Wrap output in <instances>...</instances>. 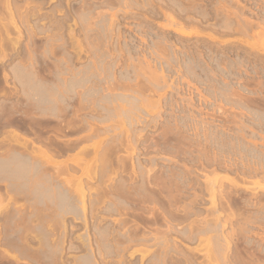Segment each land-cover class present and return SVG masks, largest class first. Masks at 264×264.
I'll return each instance as SVG.
<instances>
[{
    "label": "rangeland",
    "instance_id": "obj_1",
    "mask_svg": "<svg viewBox=\"0 0 264 264\" xmlns=\"http://www.w3.org/2000/svg\"><path fill=\"white\" fill-rule=\"evenodd\" d=\"M1 44L9 57L0 53V105L16 101L38 112L41 96L26 95L24 70L59 82L64 91L73 77L70 65L78 79L95 63L100 90L112 84L103 73L112 68L130 88L116 92L112 103L128 104H117L116 112L100 106V97L83 95V88L82 95L57 96L80 110L68 118L81 125L80 133L90 132L89 122L110 128L77 141L66 162L47 166L50 172L69 166L56 183L70 182L72 196L87 191L88 215L59 205V192L22 183L18 195L1 182L0 257L19 253L7 244L20 232L35 249L43 233L49 253L46 245L58 235L50 244H64L65 264L90 254L96 264H264V0H0ZM96 141L105 144L99 150L107 149L105 160ZM87 145L93 149L76 158ZM31 214L43 215L47 225L38 226L36 218L34 226L48 230L35 231L38 244L23 225L37 216ZM25 259L19 261L28 264Z\"/></svg>",
    "mask_w": 264,
    "mask_h": 264
},
{
    "label": "bare ground",
    "instance_id": "obj_2",
    "mask_svg": "<svg viewBox=\"0 0 264 264\" xmlns=\"http://www.w3.org/2000/svg\"><path fill=\"white\" fill-rule=\"evenodd\" d=\"M187 32H182V34L183 35H185ZM9 34V33H8ZM8 39V38H7ZM4 40V39H3ZM9 40H11V39H9ZM4 42V41H3ZM5 43H6V40H5ZM17 43V42H16ZM16 43H14V41L12 40V42L10 41V44H12V48H15L14 46H15V44ZM8 44V43H7ZM7 44H5L6 46H7ZM18 44V43H17ZM16 44V45H17ZM5 45H3V44H1L0 45V53H1V55H3V57L5 58L6 56H8L9 57V53H7L8 51H7V48H6V46ZM5 46V47H4ZM8 47V46H7ZM5 48V49H4ZM14 50V49H13ZM7 51V52H6ZM70 68H69V70H70V72L71 73H73V74H71L73 77L68 81V80H65L64 81V79L62 78V80L64 81V86H65V90L63 91L61 88H62V85L59 83V82H52V83H49V82H46V81H44L42 78H40L39 77V74L38 73H36V72H31V71H25L24 70V72H22V73H24V74H22L21 73V71H23V70H21L20 71V68H15V69H17V70H15V73L16 72H20L21 74L20 75H22V76H24L22 79V81H21V83L24 85V87H26V89H28V90H25V92H26V95H34V94H36V95H39V96H41V100H40V102H41V104H37L38 102L36 101V104L38 105V106H36L35 108H36V110L38 111V112H36V113H38V116H35L36 115V113L34 112L35 110H30L29 108H27V106L24 108L23 107V110L21 109V107H20V104H18V103H16V101H15V103L13 102V101H11L10 103L8 102H4V103H2L1 105H0V130H4V128H5V130L3 131V133L6 131V130H8V129H6L8 126H9V128L11 129V128H14V124H16V122L17 123H21L22 125L23 124H25V125H28V126H30V127H44V128H51L52 127V123L53 122H51V127H50V120L49 119H51V120H53V121H56L57 122V125H53V127H52V129L54 128V126H55V128L53 129V130H55L56 128H57V130L59 131V132H63V129L67 126L68 128H70L71 126H72V128L74 127L75 128V126L77 127V128H79V126L78 125H75V121H74V125L72 124V118H73V116H78V113L80 112V110H78L77 111V109L75 110V107L73 106V104H71L70 105V102H72V101H70V99L68 98H65L64 100H58V99H56V98H58L60 95H61V98H62V96H68V97H71V96H73V94H77V92H76V90H79L78 91V93L80 94V95H82V93L83 92H81L80 91V89H78V88H83V91H84V93H83V95H85V96H88V97H91V98H94L95 100H96V97L98 98V97H100L101 98V100L100 101H97V103L98 102H101L102 104H100V106L102 105V106H104V105H111V106H113V111L114 112H116V110H117V108H116V105L119 103H117V101H116V105L115 104H113V103H115V102H113L112 103V101H113V99L117 96L116 95V92L117 91H119L120 89L121 90H125L126 91V89H128V88H130V83L127 81V78H126V76H124L123 78H121V80L120 81H118L117 80V78L115 77V72H113L112 71V69H104L103 70V73H105V75H106V77H104L106 80H110V78H111V81L113 80V82H112V84L110 83V86H108V88H107V90L106 89H99L100 88V85H99V80H98V77L99 76H102V75H100L99 74V70H101V69H99V70H97V68H96V64L94 63L93 64V66H92V68H88L87 69V67L86 68H84L86 71H85V76L84 77H81V78H76V76H77V74L75 73L76 71L73 69V68H71V65L69 66ZM104 68V67H103ZM108 68V67H107ZM68 70V69H67ZM69 72V71H68ZM82 73L84 72V70L83 71H81ZM98 73V74H97ZM4 74V73H3ZM8 74V73H7ZM3 75L4 76V82H5V84H6V86L8 85V83H9V78H8V75ZM20 75H18V76H20ZM61 75V74H60ZM62 75H63V73H62ZM68 75V74H67ZM70 75V74H69ZM80 75V74H79ZM83 75V74H82ZM81 75V76H82ZM99 75V76H98ZM17 76V75H16ZM21 77V76H20ZM57 77V76H56ZM80 77V76H79ZM13 78H15V77H13ZM16 79V78H15ZM18 79V78H17ZM69 79V78H68ZM18 81H19V79H18ZM104 81V80H103ZM108 82V81H107ZM129 83V84H128ZM22 84H21V86H22ZM38 86H42L43 88H36V87H38ZM23 87V86H22ZM24 89V88H23ZM62 90V91H61ZM82 90V89H81ZM3 92V91H2ZM23 93H24V91H23ZM25 94V93H24ZM1 95V94H0ZM58 96V97H57ZM121 96V95H120ZM124 96V95H123ZM33 97V96H32ZM34 97H36V96H34ZM55 98V99H54ZM89 99V101L91 100L92 102L93 101H95L94 99L92 100V99ZM120 98V97H119ZM126 99V98H125ZM86 100V99H85ZM84 100V101H85ZM117 100V99H116ZM121 100V105H119V107L121 108V107H123V108H125L128 104H127V102H125V103H122V101H124V99H120ZM3 101H4V99H3ZM2 100H1V102H3ZM8 101V100H7ZM29 101H30V99H29ZM33 101V100H32ZM80 102H81V100H79ZM83 101V100H82ZM88 101V102H89ZM115 101V100H114ZM126 101V100H125ZM19 102V101H18ZM39 102V103H40ZM79 102V104H81ZM31 103V102H30ZM34 103V102H33ZM83 103V102H82ZM85 103H87V102H85ZM91 103V102H90ZM94 103V102H93ZM92 103V104H93ZM89 104V103H88ZM91 104V105H92ZM94 104H96V103H94ZM93 104V105H94ZM22 106H23V104H21ZM26 105H27V102H26ZM85 105L86 104H84V107H85ZM98 105V104H97ZM24 106H25V104H24ZM81 106V105H80ZM89 106L90 105H88V107H87V105H86V107H87V109L89 108ZM84 107H83V105H82V109L84 110ZM86 107H85V110H87L86 109ZM118 107V106H117ZM130 107V106H129ZM31 108V107H30ZM33 108H34V106H33ZM104 108H105V106H104ZM112 108V107H111ZM122 108V109H123ZM24 109H26V110H24ZM28 109V110H27ZM105 110V109H104ZM30 111L33 113L34 112V115L32 114V113H30ZM69 112L71 113V115L72 116H66V115H68L69 114ZM62 113H64V114H62ZM68 113V114H67ZM76 114V115H75ZM87 114L88 113H86V114H84V115H86L87 116ZM90 115H92L91 113H89ZM88 114V115H89ZM70 115V114H69ZM80 115V114H79ZM96 115V114H95ZM62 116H66L65 118L64 117H62ZM97 116H101V115H99V113L97 114ZM97 116H93L94 118L95 117H97ZM70 117V119L68 120V118ZM85 117V116H84ZM92 116L90 117L91 119L93 118ZM101 117H103V116H101ZM111 117V116H110ZM97 118H99V117H97ZM83 119H85V118H83ZM103 119V118H102ZM86 120V122L88 123L90 120H88V118H86L85 119ZM88 120V121H87ZM95 120H97V119H95ZM101 120V119H100ZM60 121H61V123H60ZM83 122H84V120H83ZM100 122V121H99ZM85 123V122H84ZM34 124V125H33ZM63 124L65 125V127L63 128ZM89 125H86L85 124V126H87V127H89L88 129H89V133L88 134H86V135H84L83 137L81 136V138H79V140H77L78 141V143H79V141H81V140H88V139H90L91 138V135H93L94 134V132L96 133V136H99L100 135V132H102L101 131V129H100V127L98 126H95V127H93L94 126V124L92 123V125L90 124V122L88 123ZM11 125H13V127H10ZM18 125V124H17ZM70 126V127H69ZM84 125H83V127H84V129H87V127H85ZM114 126V125H113ZM113 126H111V127H113ZM115 127V126H114ZM113 127V131H115V129H118V127L116 128H114ZM124 127V126H123ZM106 128V127H105ZM102 129V130H105V131H107L108 129H110V128H106V129ZM125 128V127H124ZM129 128V127H128ZM18 129V128H17ZM17 129H15V130H17ZM11 131V130H10ZM18 131V130H17ZM17 131H14V130H12V132H9V133H11V134H7L6 135V132L4 133L6 136H4L2 139H1V141H0V183L1 182H5L6 184H8V186H7V191H10V192H16L17 194H18V192H20V190H19V186L20 187H22V183H28L27 185L29 186V189H32V187L33 186H35V188H36V186H40L41 188H46V189H49V190H51L53 193L54 192H59L60 193V195H59V199H57L58 201H59V205H64V204H68L69 206H71L72 207V213H74V214H82V216L83 217H86V214L88 213V206H89V204H87L86 205V202H87V198H86V196H87V191H85L83 188L80 190V192H78L77 194H76V196H75V193H74V196H72V190H71V194H70V182H67L66 180H63L64 181V184H65V182H67V187H69V188H65V185H61L62 183H63V181L61 182L60 180H62V179H60V177L61 176H66V175H69V171H68V167L69 166H64L63 168H60V166H58L57 168L56 167H54L53 166V169H52V171L53 172H50V171H48V169H47V166H50V165H55V164H57V160L55 159L57 156L56 155H54V153L53 152H51L48 148H44L43 146L42 147H37V146H35V145H37L34 141H30V140H28L27 138H24V135H21L20 133H19V131L17 132ZM56 131V130H55ZM124 131H125V133L126 134H128V136H129V134H130V129H127V130H125L124 129ZM124 131H123V133H124ZM58 132V133H59ZM116 132V131H115ZM114 132V133H115ZM1 133V132H0ZM2 133V134H3ZM105 133V132H104ZM103 133V134H104ZM107 133V132H106ZM119 133H121V132H119ZM60 135H62V134H57V138H58V136L60 137ZM118 135V134H117ZM62 137H63V135H62ZM114 138H116V136L114 135ZM100 141V140H99ZM97 142V141H96ZM95 142V143H96ZM76 144H77V142H76ZM75 144V145H76ZM104 144V142H101V143H99V142H97L96 143V145L94 146V148H95V151H96V154L97 155H99L100 154V156L102 157V160H105V156H107L106 154H107V149H106V151H102L101 153H99V150H101L102 149V147L104 148V150H105V144ZM110 144V143H109ZM88 146V147H87ZM87 146H84V147H82L81 149H80V151H79V153L75 156L76 158L77 157H79V156H84V155H86V153L88 152V150H90V148H89V145H87ZM108 146V145H107ZM108 148H110V147H108ZM134 147H132V144H131V141H129L128 140V146H127V149L128 150H134L133 149ZM91 149H93V147L91 148ZM89 153V152H88ZM69 157V156H68ZM73 157V156H72ZM71 157V158H72ZM99 157V156H98ZM71 158H69V159H71ZM101 160V159H100ZM63 161V163L64 162H66L65 160H62ZM81 161V159L79 158V159H76L75 160V162L76 163H78V162H80ZM103 163V162H102ZM73 164V163H72ZM79 164V163H78ZM76 165V164H75ZM81 166H83V165H80L79 167H81ZM87 176L89 177V179H90V181L93 179V178H91V176H90V173L88 172L87 173ZM33 177V178H32ZM34 177H35V179H34ZM72 177H74L73 175H72ZM56 179L58 180V179H60L59 181L60 182H58V183H60V185H58V183H56L57 181H56ZM31 182V183H30ZM29 183H30V185H29ZM56 183V184H55ZM2 184H4V183H2ZM28 186H26L27 187V189H28ZM32 186V187H31ZM83 186V185H82ZM26 187H24L25 189H26ZM39 187V188H40ZM63 187V188H62ZM21 189V188H20ZM38 189V188H37ZM36 189V190H37ZM69 189V190H68ZM96 189H98V188H96ZM19 190V191H18ZM91 190V189H90ZM30 191V190H29ZM93 191V190H92ZM51 192V193H52ZM76 192V191H75ZM96 192H98V190H96ZM33 193V192H32ZM52 193V194H53ZM100 193V192H99ZM6 194V193H5ZM9 194V193H8ZM20 194V193H19ZM18 194V195H19ZM45 194V193H44ZM56 194V193H55ZM55 194H54V196H55ZM29 195V194H28ZM57 195V196H58ZM30 196V198H31V195H29ZM51 196V195H50ZM89 196H91V195H88V197ZM2 197V196H1ZM5 197H8V196H5ZM28 196L26 195V198L25 199H30L29 197L27 198ZM56 197V196H55ZM73 197L74 198H76V200H77V198H78V201H77V203L76 202H74L73 201ZM91 198V197H90ZM1 200V199H0ZM16 200H17V197H16ZM15 200V201H16ZM7 201V200H6ZM15 203V202H14ZM28 203V202H27ZM17 204V203H16ZM58 204V203H57ZM24 205H27V204H24ZM16 207V206H15ZM27 207V206H26ZM63 207V206H62ZM90 208H92V206L90 207ZM89 208V209H90ZM43 210H45V209H43ZM88 210V211H87ZM92 210H94V208L92 209ZM70 211V212H71ZM91 211V210H90ZM25 212H27V211H25ZM41 212V211H40ZM42 213V212H41ZM15 214V213H14ZM25 216H26V213H23ZM91 214L92 215H95L92 211H91ZM29 215V214H28ZM28 215L26 216V217H28ZM32 215V214H31ZM35 215H37V216H35ZM34 216H35V218H33V220L31 219H29L28 220V224H26V222H27V220H25V223H23V225L25 224V226L27 227V230H25L24 232L26 233V236L28 235V233H29V236H30V234L32 235L31 237L33 238V236H34V234H35V231H38V230H40L41 229V232H42V229H43V232H44V230H45V228H47V225H46V223L45 222H43L44 221V219L43 218H40L41 216H43V215H41V214H39V216H38V214H35ZM45 216H49L48 215V212H47V215L46 214H44ZM88 215V214H87ZM5 216V215H4ZM33 216V215H32ZM32 216H30L31 218H32ZM33 216V217H34ZM44 216V217H45ZM80 216V215H79ZM23 217V219H25L24 218V216H22ZM40 218L39 219V221H36V220H38V219H36V218ZM11 218V217H10ZM27 219V218H26ZM78 219H80V218H78ZM82 220V219H81ZM88 220V219H87ZM12 222H13V220H11ZM18 221V220H17ZM17 221H16V223L15 222H13L14 224H18L20 221H18V223H17ZM24 221V220H23ZM37 223H39V225L38 224H36V222ZM41 221V222H40ZM46 221V220H45ZM64 221V220H63ZM63 221L61 222L62 224H61V227H62V225H64V223H63ZM83 221H84V219H83ZM45 223L44 225H46V227L45 228H38V226H40V224H43V223ZM47 222V221H46ZM58 222V221H57ZM65 222V221H64ZM36 225H38L37 226V228H36V226H34L35 224ZM48 223V222H47ZM86 223V222H85ZM49 224V223H48ZM66 224V223H65ZM19 225H22V222H20V224ZM52 225V224H51ZM54 225H55V223H54ZM43 225H41V227H42ZM49 226H50V224H49ZM56 226V225H55ZM65 226V225H64ZM20 227H22V226H20ZM26 227H24V228H26ZM53 227V226H52ZM51 227V228H52ZM66 227V226H65ZM65 227H64V229H65ZM13 228L15 229L16 228V230H18L17 228L18 227H14V225H13ZM54 228V227H53ZM2 229V227H0V230ZM23 229V228H22ZM21 229V232L24 230H22ZM52 230V229H51ZM55 230H57L58 231V229H56L55 228ZM27 231H29V232H27ZM48 231V230H47ZM46 230H45V233L47 232ZM56 231V232H57ZM67 230L65 229V231L64 232H66ZM18 232V231H17ZM32 232H34V233H32ZM40 232V231H39ZM50 232V231H49ZM48 232V233H49ZM55 231H53V233H55V234H58V233H56ZM14 233V232H13ZM23 233V232H22ZM51 233V232H50ZM49 233V234H50ZM67 233V232H66ZM66 233L64 234L65 236H66ZM97 233V232H96ZM39 234H41L40 236H41V243L40 242H38V241H40V240H38V238L37 239H35L37 236H36V234H35V236H34V239L35 240H37L36 241V243L38 244V243H40L39 244V248H38V246L36 245V249H35V246L33 247V242L29 239V238H27V237H25L23 234H20V232H18V234L16 235L15 233H14V235H16L14 238H10V240H9V238L8 237H10V235L7 237L8 238V243L10 244H7V242H6V244L8 245V246H12L14 249H17V252H19V253H17V255L15 254V255H10V254H8L7 252L8 251H6V253L7 254H5V256L2 258V256L0 257L1 258V260L3 259V260H5L6 258L9 260V261H7V262H9L8 264H13L14 262H23V261H19V260H22V257H24V259L26 258V259H28V264H65V261L63 260V258H65L64 256H63V253L65 252H63V248L65 247H63L62 248V246L64 245H61L60 246V244H58L57 245V247H54V244L55 243H57V242H55V243H53V244H50V242L54 239V236H56V235H54L53 236V239H51V238H49V239H51V241H47L48 243H47V247H49L50 248V253L49 252H47V250H45L46 249V247L44 248L43 246H44V244L46 243L44 240V238L42 237V235H43V233H39ZM52 234V233H51ZM37 235H38V232H37ZM47 235V238H48V234H46ZM59 235H61V233L59 234ZM13 236V235H12ZM40 236H38V237H40ZM51 236V235H50ZM49 236V237H50ZM58 236V235H57ZM56 236V237H57ZM65 236L63 237V239L65 238ZM52 237V236H51ZM55 237V238H56ZM60 237V236H59ZM58 237V238H59ZM2 238V237H1ZM90 238V237H89ZM89 238H88V240H89ZM44 239V240H43ZM57 239V238H56ZM62 239V238H61ZM62 239V240H63ZM1 240V239H0ZM55 240V239H54ZM53 240V241H54ZM59 239H57V241H58ZM61 240V241H62ZM82 240V239H81ZM80 240V241H81ZM84 240V239H83ZM44 241V242H43ZM66 241V240H65ZM64 240H63V243L65 242ZM85 241H86V239H85ZM90 241H91V239L89 240V243H90ZM3 241L1 240V243H2ZM35 242V241H34ZM59 242H60V240H59ZM42 243H44V244H42ZM82 243H84V242H82ZM87 243V242H86ZM88 243V244H89ZM92 243V242H91ZM91 243L88 245L89 247H90V245H91ZM32 244V245H31ZM35 244V243H34ZM53 245V246H52ZM84 245H86L87 246V244H83V246ZM94 245V244H93ZM87 246V247H88ZM33 247V250L31 249ZM41 247H43V248H41ZM94 247V246H93ZM71 248V247H70ZM72 248H74V247H72ZM71 248V249H72ZM85 248V247H84ZM91 249H92V246L90 247ZM42 249V252L40 251V250ZM77 249V248H76ZM79 249H80V247H79ZM89 249V248H88ZM47 252V253H49L48 255L45 253L44 254V252L45 251ZM64 250H66L65 248H64ZM93 250V252H94V249H92ZM5 251V250H4ZM14 251H16V250H14ZM73 251H75V250H73ZM93 252H90V253H93ZM5 253V252H4ZM4 253H1V255L3 254L4 255ZM42 253H43V255L45 256V255H47V256H43L42 257ZM88 253V252H87ZM86 253V254H87ZM95 253V252H94ZM96 254V253H95ZM82 255H84V254H82ZM95 255H85V256H83V258H76V257H74V259L76 260L75 262H73V264H96V263H93V262H95L96 260H95V257H94ZM6 257V258H5ZM78 257V256H77ZM80 257V256H79ZM5 258V259H4ZM20 258V259H19ZM47 259V261H44V259ZM6 259V260H7ZM25 259V260H26ZM0 260V261H1ZM66 260V259H65ZM26 262H27V260H26ZM21 263V264H27V263ZM67 263V262H66ZM1 264V263H0ZM2 264H6L5 262H3L2 261ZM17 264H19V263H17ZM99 264V263H98Z\"/></svg>",
    "mask_w": 264,
    "mask_h": 264
},
{
    "label": "flooded vegetation",
    "instance_id": "obj_3",
    "mask_svg": "<svg viewBox=\"0 0 264 264\" xmlns=\"http://www.w3.org/2000/svg\"><path fill=\"white\" fill-rule=\"evenodd\" d=\"M76 125L81 127V125L79 124ZM64 127L65 125L63 124V128ZM15 129H17L21 135H24V138H27L28 140L31 139L30 141H34L37 144L35 146H43L44 148H48L51 152L54 153V155L59 157L55 158L56 160H66L68 156L73 155L72 151H74V146L77 140H79L81 136L83 137L85 135L84 133H80L79 128H77L76 126L75 128H72V126L68 128L66 126L63 129V132L58 133L52 128L30 127L28 125H22L21 123L17 122L16 124H14V128L8 129L7 132H12V130L17 131ZM3 131L4 130H0L1 133H3ZM57 134H62L63 137L57 138ZM1 139L2 138H0V141Z\"/></svg>",
    "mask_w": 264,
    "mask_h": 264
}]
</instances>
